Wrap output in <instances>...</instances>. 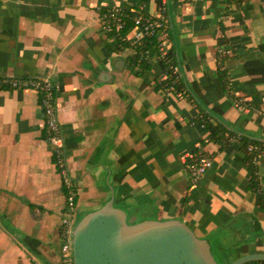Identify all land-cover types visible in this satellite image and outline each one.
<instances>
[{
	"label": "crops",
	"instance_id": "0c3cea01",
	"mask_svg": "<svg viewBox=\"0 0 264 264\" xmlns=\"http://www.w3.org/2000/svg\"><path fill=\"white\" fill-rule=\"evenodd\" d=\"M162 3L164 45L134 63L101 13ZM171 50L184 91L158 86ZM0 76L56 85L76 220L114 196L132 222L185 221L218 260L264 253V0H0ZM45 126L36 88L0 89V264H65L66 188ZM247 140L263 148L258 190ZM199 153L213 163L194 181L186 161Z\"/></svg>",
	"mask_w": 264,
	"mask_h": 264
},
{
	"label": "water",
	"instance_id": "95a60500",
	"mask_svg": "<svg viewBox=\"0 0 264 264\" xmlns=\"http://www.w3.org/2000/svg\"><path fill=\"white\" fill-rule=\"evenodd\" d=\"M73 264H219L210 241L183 220L143 219L132 222L114 196L90 210L72 233ZM264 259L244 254L226 264Z\"/></svg>",
	"mask_w": 264,
	"mask_h": 264
},
{
	"label": "built area",
	"instance_id": "2783aa9c",
	"mask_svg": "<svg viewBox=\"0 0 264 264\" xmlns=\"http://www.w3.org/2000/svg\"><path fill=\"white\" fill-rule=\"evenodd\" d=\"M101 19L104 30L108 33L120 36L121 40L138 42L147 34H155L162 39L158 49H162L164 45L163 41L166 37L162 35L168 31L169 26V19L166 15V8L163 3L160 5L159 12L156 15L148 14L135 7L117 4L113 7L104 9L101 13ZM129 19L133 21V28L124 36L122 31L128 24ZM151 51H148L147 57ZM168 53L169 52L165 51L162 53V56ZM173 70L179 75L180 71L177 65L173 67ZM164 77H166V73ZM18 87H34L40 93V102L45 113L46 133L52 146V156L61 171L63 184L66 188L65 213L61 222V232L63 235L61 252L65 264H73L72 233L76 224L75 208L77 204V192L72 177L66 168L63 130L57 112L56 85L51 82L49 78L31 79L0 76V89ZM169 87L175 89L173 86ZM247 148L249 153H254L258 147L256 144H249ZM260 154L261 153L254 155L255 162L258 160ZM212 163L213 159L211 156L206 153H199L188 158L186 161V168L192 180L196 181L207 172ZM67 212L70 213V215L67 214Z\"/></svg>",
	"mask_w": 264,
	"mask_h": 264
},
{
	"label": "trees",
	"instance_id": "16d2710c",
	"mask_svg": "<svg viewBox=\"0 0 264 264\" xmlns=\"http://www.w3.org/2000/svg\"><path fill=\"white\" fill-rule=\"evenodd\" d=\"M133 28V21L131 19L128 20V24L125 26V28L122 31V34L125 36L127 35L131 29ZM117 36V35H115ZM118 38V43L119 44H130L135 47L136 51L134 53V56L132 58V61L134 63H142L146 66H149V63L147 62V53L148 51H151L153 48H158L160 46V43L162 39L158 36L154 35H145L140 41L138 42H131V41H125L121 40L120 36H117ZM162 61L164 65V72L166 73V77L160 79L158 77L159 83L158 86H163V87H169L173 86L177 91L185 90V82L183 79L174 72L173 67L177 65V60L175 56V52L171 50L168 54L165 56H162ZM225 74V71L223 69H220V75L223 76ZM206 124L211 130V136L217 139H224V142L226 138H223L224 136V129L220 125H215L211 123L210 121L207 120V118H204ZM227 141V140H226ZM247 145L249 144H256L257 149L254 153H249L248 156V161H249V168L251 170V180L249 182L250 187H252L255 190H258L259 188V175H258V169H257V163L254 161V155L259 154L262 152L263 148L262 145H260L259 141H246ZM77 198V196H76ZM263 196H261V193H257V201L262 202ZM213 249V248H212ZM219 264H226L229 261L228 260H218Z\"/></svg>",
	"mask_w": 264,
	"mask_h": 264
},
{
	"label": "rangeland",
	"instance_id": "374dc122",
	"mask_svg": "<svg viewBox=\"0 0 264 264\" xmlns=\"http://www.w3.org/2000/svg\"><path fill=\"white\" fill-rule=\"evenodd\" d=\"M77 209V207L75 208V210ZM67 214H69L70 215V213H68L67 212ZM85 215V213L84 212H81V213H79V216H78V220H76V223L83 217Z\"/></svg>",
	"mask_w": 264,
	"mask_h": 264
}]
</instances>
